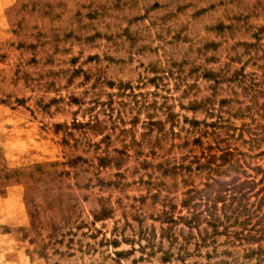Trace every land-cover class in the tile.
Returning <instances> with one entry per match:
<instances>
[{
	"label": "rangeland",
	"instance_id": "rangeland-1",
	"mask_svg": "<svg viewBox=\"0 0 264 264\" xmlns=\"http://www.w3.org/2000/svg\"><path fill=\"white\" fill-rule=\"evenodd\" d=\"M260 150L264 0H0V264H241L188 205Z\"/></svg>",
	"mask_w": 264,
	"mask_h": 264
},
{
	"label": "trees",
	"instance_id": "trees-1",
	"mask_svg": "<svg viewBox=\"0 0 264 264\" xmlns=\"http://www.w3.org/2000/svg\"><path fill=\"white\" fill-rule=\"evenodd\" d=\"M258 155L263 157L264 150ZM232 151L218 158L228 162ZM253 175L206 180L195 191L188 210L202 224L203 242L230 243L241 251V264H264V164L251 167Z\"/></svg>",
	"mask_w": 264,
	"mask_h": 264
}]
</instances>
